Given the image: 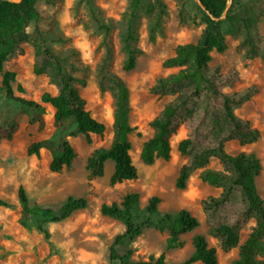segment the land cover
Listing matches in <instances>:
<instances>
[{"label": "rangeland", "instance_id": "374dc122", "mask_svg": "<svg viewBox=\"0 0 264 264\" xmlns=\"http://www.w3.org/2000/svg\"><path fill=\"white\" fill-rule=\"evenodd\" d=\"M135 0H55L39 3L41 19L38 26L44 32L50 47L64 61L65 69L85 85L76 83L80 95L87 102V110L93 117L107 126L104 138L92 136L88 145L83 135L72 136L75 127L66 123L57 127L54 121L55 110L42 104L43 110L34 112L23 109L9 100L2 90L0 73V122L14 123L19 129L12 141L3 140L0 145V199L12 205V208L0 207V264H109V247L117 235L125 231L118 220L105 217L100 209L103 204L121 203L129 193L140 195V213L151 197L161 199L159 210L175 213L186 209L198 219L200 226L193 232L181 236L182 247L167 248L168 232L156 229L145 230L132 244L134 259L147 261L166 253V264H183L193 252L192 239L195 235H204L209 246L216 247V241L209 235L205 216L201 209V200L217 195L219 190L202 182L199 171L194 173L185 190H178L175 181L179 169L185 162L177 150L178 142L185 137L182 127L171 141L173 154L169 161L158 160L154 165H146L141 159L143 143L152 135L149 122L171 100L151 95L149 88L156 78L176 73L178 69L164 67V62L172 57L180 44L196 43L200 38L204 24L203 9L197 0H139L140 5L134 20L136 40L134 47L143 54L138 58L135 69L123 70L125 52L121 38L127 28V15ZM157 1L161 4V20L157 21ZM229 1V8L232 0ZM255 2H244L236 6L240 18L251 16L256 9ZM96 20L110 28V40L114 45L113 71L126 83L129 91V123L134 128L130 135L131 156L139 172L136 181H128L111 186L110 177L113 162H107L105 175L89 178L86 171L88 157L99 148H108L112 139L114 100L108 93H101L97 66L104 54L105 32ZM222 31L226 37L227 50L224 53H212V65H220L223 72L236 67L241 73V81L236 90H242L256 84L259 93L252 101L237 111L244 119L261 131V139L254 144L242 147L237 142L227 145L230 154H254L261 163V173L256 178L259 194L264 199V63L259 60L242 61L238 44L244 28L222 18ZM36 24L31 23L27 32H32ZM257 28L264 34V17L257 19ZM34 49L25 46V55L7 63L4 72L17 74L14 83L18 97L41 103L44 93L56 94V88L49 84L45 76L33 72ZM22 88V91L21 89ZM67 138L78 156L71 169L61 173H52L49 164L52 151L43 149L41 157L27 155V148L35 142L51 139L55 145ZM177 144V145H176ZM220 169L216 160L210 164ZM23 186L28 194L30 206L60 209L70 196L88 200V208L76 211L67 220L59 223L31 221V228L20 224L21 205L18 200L19 187ZM43 225L50 239L38 231ZM249 229L246 228L243 241ZM218 264H233L238 258V249L228 253L217 250ZM195 264H201L197 262Z\"/></svg>", "mask_w": 264, "mask_h": 264}, {"label": "trees", "instance_id": "16d2710c", "mask_svg": "<svg viewBox=\"0 0 264 264\" xmlns=\"http://www.w3.org/2000/svg\"><path fill=\"white\" fill-rule=\"evenodd\" d=\"M55 0H22L20 4L0 0V73L2 90L7 98L23 109L40 112L42 104L54 108V121L57 127L71 123L75 127L72 136L83 135L88 145L92 136L104 138L107 126L92 116L87 110V102L80 95L75 84L85 85L66 71L64 61L50 47L44 32L37 25L41 19L39 3L50 4ZM204 10L202 22L204 28L196 43L180 44L172 57L164 62L168 69H178L176 73L160 76L149 88L151 95L159 99L169 97L162 110L149 122L152 135L143 143L141 159L146 165H154L158 160L169 161L173 154L172 139L184 127L186 134L177 145L178 153L186 160L179 169L175 181L178 190L187 188L190 177L199 171V179L219 190L201 200V209L205 216L209 235L216 241L211 247L204 235H195L192 239L194 252L183 264H218L217 250L228 253L238 249V258L233 264H264V199L259 194L256 178L261 173L260 160L254 154H230L227 145L237 142L245 147L257 143L261 131L250 120L241 118L237 111L259 93L256 84L242 90H236L241 81V73L236 67L223 72L220 65H212V53H224L227 50L226 37L222 31V18L226 16L244 33L238 44L242 61L259 59L264 63V34L257 28V19L264 17V0H198ZM244 2H255L251 16L240 18L236 6ZM140 1L135 0L127 15V28L121 38L125 61L123 70L131 72L143 54L134 47L136 30L134 20ZM202 8V9H203ZM157 21L161 20V4L157 1ZM35 23L32 32H27L29 24ZM98 26L104 30V54L97 66L99 89L108 93L114 100L112 139L108 148L95 150L86 162L88 177L100 178L105 175L107 162H113L114 168L110 185L116 186L139 178L137 167L131 156L130 135L134 128L129 123V91L126 83L113 71L114 45L110 40V28L99 20ZM34 49L33 72L45 76L50 85L56 88V94L44 93L41 103L18 97L14 83L17 74L4 72V66L25 55V46ZM22 91V88H20ZM19 129L14 123L0 122V145L3 140L12 141ZM52 151L49 169L59 174L71 169L78 154L67 138L57 145L49 139L32 143L27 148L28 156L41 157V151ZM216 160L220 169H213L211 162ZM18 200L21 205L20 224L31 228L33 219L44 223H59L67 220L76 211L88 208L85 198L68 197L58 210L49 207L30 206L28 194L23 186L19 187ZM161 199L153 196L140 213V195L129 193L121 203L103 204L100 212L103 216L120 221L125 231L117 235L109 247V264H166V253L147 261L135 260L132 244L148 229L168 232L167 248L182 247L181 236L195 231L200 223L186 209L161 215ZM0 207L12 208V205L0 199ZM249 232L242 241V233ZM38 231L50 239L43 225Z\"/></svg>", "mask_w": 264, "mask_h": 264}, {"label": "water", "instance_id": "95a60500", "mask_svg": "<svg viewBox=\"0 0 264 264\" xmlns=\"http://www.w3.org/2000/svg\"><path fill=\"white\" fill-rule=\"evenodd\" d=\"M8 1H10L12 3H16V4H20L22 2V0H8ZM197 2L203 8L202 4L198 0H197ZM203 10H204V8H203Z\"/></svg>", "mask_w": 264, "mask_h": 264}, {"label": "bare ground", "instance_id": "6f19581e", "mask_svg": "<svg viewBox=\"0 0 264 264\" xmlns=\"http://www.w3.org/2000/svg\"><path fill=\"white\" fill-rule=\"evenodd\" d=\"M172 145H175V144H172ZM177 145V144H176ZM141 153V152H140Z\"/></svg>", "mask_w": 264, "mask_h": 264}]
</instances>
